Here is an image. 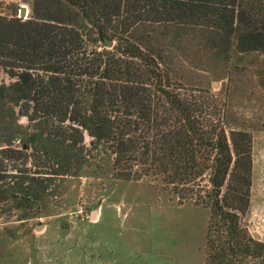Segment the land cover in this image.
Masks as SVG:
<instances>
[{
  "label": "trees",
  "instance_id": "trees-1",
  "mask_svg": "<svg viewBox=\"0 0 264 264\" xmlns=\"http://www.w3.org/2000/svg\"><path fill=\"white\" fill-rule=\"evenodd\" d=\"M30 5L27 19L0 14V67L12 78L0 85V98L29 121L21 146H0V170L21 162L17 174L0 173V182L16 179L0 200L41 202L54 194L56 179L79 175L105 152L115 178L150 180L180 204L210 209L204 264H264V241L243 223L252 135L228 123L223 92L184 83L173 53L196 32L189 45L205 53L264 58V0Z\"/></svg>",
  "mask_w": 264,
  "mask_h": 264
},
{
  "label": "rangeland",
  "instance_id": "rangeland-1",
  "mask_svg": "<svg viewBox=\"0 0 264 264\" xmlns=\"http://www.w3.org/2000/svg\"><path fill=\"white\" fill-rule=\"evenodd\" d=\"M30 2L0 0V14L19 17L26 5L29 18ZM200 35L188 34L173 53L184 83L223 92L228 123L252 135L251 203L243 223L264 241V58L232 54L224 59L214 48L205 53L197 43L189 45ZM11 81L0 67V85ZM28 124L18 104L0 98V146H21ZM90 139L86 135L87 145ZM112 160L111 154L97 152L79 175L56 179L54 194L41 202L27 200L20 207L12 196L0 200V264H204L210 209L180 204L150 180L117 179ZM6 162L0 173L17 174L21 162ZM26 167H32L30 161ZM15 180L4 179L0 190ZM78 204L90 220L76 215Z\"/></svg>",
  "mask_w": 264,
  "mask_h": 264
},
{
  "label": "built area",
  "instance_id": "built-area-1",
  "mask_svg": "<svg viewBox=\"0 0 264 264\" xmlns=\"http://www.w3.org/2000/svg\"><path fill=\"white\" fill-rule=\"evenodd\" d=\"M86 212L87 211H86L85 206L83 204L77 205L76 215L79 216L82 221L91 219L90 216H88V214Z\"/></svg>",
  "mask_w": 264,
  "mask_h": 264
},
{
  "label": "water",
  "instance_id": "water-1",
  "mask_svg": "<svg viewBox=\"0 0 264 264\" xmlns=\"http://www.w3.org/2000/svg\"><path fill=\"white\" fill-rule=\"evenodd\" d=\"M19 17L22 18V19H27L28 18V7L26 5H21L20 6V16Z\"/></svg>",
  "mask_w": 264,
  "mask_h": 264
}]
</instances>
